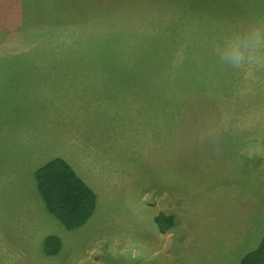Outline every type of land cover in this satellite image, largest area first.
I'll list each match as a JSON object with an SVG mask.
<instances>
[{
  "label": "rangeland",
  "instance_id": "rangeland-1",
  "mask_svg": "<svg viewBox=\"0 0 264 264\" xmlns=\"http://www.w3.org/2000/svg\"><path fill=\"white\" fill-rule=\"evenodd\" d=\"M169 1L0 0V264H239L260 243L264 55L218 49L264 28V0ZM182 24L204 28L168 64ZM58 156L98 195L80 228L36 186Z\"/></svg>",
  "mask_w": 264,
  "mask_h": 264
},
{
  "label": "trees",
  "instance_id": "trees-1",
  "mask_svg": "<svg viewBox=\"0 0 264 264\" xmlns=\"http://www.w3.org/2000/svg\"><path fill=\"white\" fill-rule=\"evenodd\" d=\"M159 2L165 4L171 1L159 0ZM175 4L180 7L184 6L181 3ZM181 15L183 16V13ZM182 16H180V19ZM190 26L191 28L187 24H182L176 29H171L172 34L169 31V35L167 36L173 37V41L166 43L171 51L168 64L172 62V52L177 48L178 44L185 45L186 50L189 47V44L185 41L182 42L183 34L181 32L185 33L187 28H189L190 30L186 31L185 34L187 36L190 32L195 33L204 28L197 25ZM160 33L164 35L166 31L160 29ZM179 36L181 38H178ZM189 54L187 50L186 56H189ZM154 58L158 59L156 56ZM35 178L37 189L47 209L66 228L76 229L82 227L96 212L98 207V195L96 191L77 173L65 158L58 156L48 160L37 169ZM154 220L158 228L164 232L172 231L176 225V216L163 211L158 212L154 216ZM62 246L63 242L58 235L51 234L45 238L44 251L47 255L57 254L62 249ZM239 264H264V234L258 246L245 254Z\"/></svg>",
  "mask_w": 264,
  "mask_h": 264
},
{
  "label": "clouds",
  "instance_id": "clouds-1",
  "mask_svg": "<svg viewBox=\"0 0 264 264\" xmlns=\"http://www.w3.org/2000/svg\"><path fill=\"white\" fill-rule=\"evenodd\" d=\"M264 28L256 26L233 33L218 49V55L236 69L249 67L258 55H264Z\"/></svg>",
  "mask_w": 264,
  "mask_h": 264
},
{
  "label": "crops",
  "instance_id": "crops-1",
  "mask_svg": "<svg viewBox=\"0 0 264 264\" xmlns=\"http://www.w3.org/2000/svg\"><path fill=\"white\" fill-rule=\"evenodd\" d=\"M67 160V159H66ZM68 161V160H67ZM69 162V161H68ZM70 163V162H69ZM71 164V163H70ZM72 165V164H71ZM73 166V165H72ZM74 167V166H73ZM75 169V168H74ZM76 170V169H75Z\"/></svg>",
  "mask_w": 264,
  "mask_h": 264
}]
</instances>
